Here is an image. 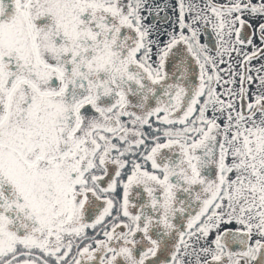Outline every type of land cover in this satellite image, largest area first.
Instances as JSON below:
<instances>
[{"label":"snow or ice","instance_id":"obj_1","mask_svg":"<svg viewBox=\"0 0 264 264\" xmlns=\"http://www.w3.org/2000/svg\"><path fill=\"white\" fill-rule=\"evenodd\" d=\"M0 264H264V0H0Z\"/></svg>","mask_w":264,"mask_h":264}]
</instances>
